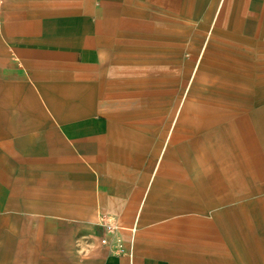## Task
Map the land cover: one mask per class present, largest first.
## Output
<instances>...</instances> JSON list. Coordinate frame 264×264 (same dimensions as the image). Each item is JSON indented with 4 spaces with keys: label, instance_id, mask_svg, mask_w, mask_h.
I'll return each mask as SVG.
<instances>
[{
    "label": "rangeland",
    "instance_id": "374dc122",
    "mask_svg": "<svg viewBox=\"0 0 264 264\" xmlns=\"http://www.w3.org/2000/svg\"><path fill=\"white\" fill-rule=\"evenodd\" d=\"M106 1L108 47L90 109L111 124L107 176L142 192L122 215L76 202L69 222L47 219L42 241L0 242V264H101L108 247L148 264H264V95L236 100L228 119H200L229 70L264 74V26L248 35L224 2L176 16L162 0ZM137 84L146 89L132 97L120 89Z\"/></svg>",
    "mask_w": 264,
    "mask_h": 264
},
{
    "label": "crops",
    "instance_id": "0c3cea01",
    "mask_svg": "<svg viewBox=\"0 0 264 264\" xmlns=\"http://www.w3.org/2000/svg\"><path fill=\"white\" fill-rule=\"evenodd\" d=\"M106 2L2 0L0 242L8 248L15 240L26 243L27 234H39L42 241L47 219L69 222L76 216V202L97 199L104 210L114 207L122 215L133 210L128 203L137 202L142 192L132 181L107 176L114 150L111 124L90 109L92 74L100 70L108 47ZM222 2L246 20L248 35L264 26V0H162V9L170 15L196 16ZM241 73L228 71V83L212 90L211 109L200 119L209 124L214 117L228 119L242 104L236 100L263 97L264 74L252 78L246 69ZM120 89L128 90V98L146 88L137 84ZM128 192L130 197H125ZM99 256L101 264H148L110 247Z\"/></svg>",
    "mask_w": 264,
    "mask_h": 264
},
{
    "label": "built area",
    "instance_id": "2783aa9c",
    "mask_svg": "<svg viewBox=\"0 0 264 264\" xmlns=\"http://www.w3.org/2000/svg\"><path fill=\"white\" fill-rule=\"evenodd\" d=\"M1 6H2V0H0V14H1ZM111 227L109 228V233H111ZM102 244L106 245L109 244L107 239L102 240Z\"/></svg>",
    "mask_w": 264,
    "mask_h": 264
}]
</instances>
